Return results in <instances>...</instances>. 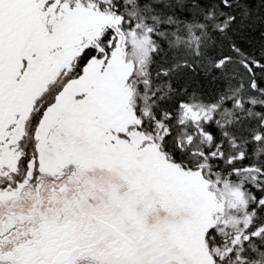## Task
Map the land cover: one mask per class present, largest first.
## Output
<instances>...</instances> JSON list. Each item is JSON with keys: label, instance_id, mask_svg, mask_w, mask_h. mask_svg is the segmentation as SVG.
<instances>
[{"label": "snow or ice", "instance_id": "snow-or-ice-1", "mask_svg": "<svg viewBox=\"0 0 264 264\" xmlns=\"http://www.w3.org/2000/svg\"><path fill=\"white\" fill-rule=\"evenodd\" d=\"M0 264H264V0H0Z\"/></svg>", "mask_w": 264, "mask_h": 264}]
</instances>
